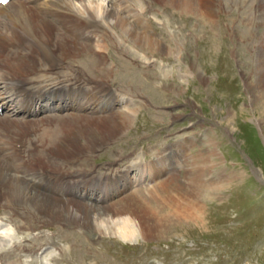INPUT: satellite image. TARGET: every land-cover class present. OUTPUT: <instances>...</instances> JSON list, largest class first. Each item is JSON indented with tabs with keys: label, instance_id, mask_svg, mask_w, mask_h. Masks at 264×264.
I'll return each instance as SVG.
<instances>
[{
	"label": "rangeland",
	"instance_id": "obj_1",
	"mask_svg": "<svg viewBox=\"0 0 264 264\" xmlns=\"http://www.w3.org/2000/svg\"><path fill=\"white\" fill-rule=\"evenodd\" d=\"M134 1L136 8H147L145 20L156 36L152 48H141L118 28L111 30L121 47L109 43L107 65H112L113 56L127 64L129 71L118 75L123 78H114L109 84L121 100L118 111L130 102L137 115L123 136L83 160L79 169L84 175L105 174L104 181L109 184L110 178L127 170V181L135 183L140 178L135 166L159 164L169 158L165 164H172L178 177L168 192L159 191L152 197L156 201L153 206L159 204L162 214L173 219L181 210L182 217L189 215L185 207L192 205L200 219L190 216L189 220L174 221L164 232L144 235L140 219L147 224L155 217L132 214L141 215L144 209L137 192L142 193L145 185L137 183L123 195L129 209L116 219L120 225L112 224V229L105 225L102 233L74 223L19 232L17 227H23L24 222L18 218L8 221L10 211L2 209L7 222L0 221V251H10L8 257L13 256L9 249L15 243L34 250L37 245L33 247L34 241L28 239L50 236L42 242L44 249L39 254L7 257L3 264H264L261 0H219L223 7L214 8V22L187 14L164 0ZM119 33L124 40L118 38ZM127 79L134 80L132 89L120 87ZM58 117L48 112L38 120L26 121L34 130H42L41 137L52 128L45 121ZM32 138L37 139L33 130ZM70 169L73 174L75 167ZM114 171L113 177L107 175ZM151 189L145 191L152 196ZM113 201L109 208L121 210L122 205ZM125 220L138 225L130 240L123 234L128 231L122 229ZM65 236L68 242L63 241Z\"/></svg>",
	"mask_w": 264,
	"mask_h": 264
},
{
	"label": "bare ground",
	"instance_id": "obj_2",
	"mask_svg": "<svg viewBox=\"0 0 264 264\" xmlns=\"http://www.w3.org/2000/svg\"><path fill=\"white\" fill-rule=\"evenodd\" d=\"M164 1L207 20L215 18V7H223V1L219 0ZM134 2L11 0L0 6V221L7 222L2 209L10 211L8 221L18 218L24 222L23 227L16 226L17 231L33 232L59 223H74L102 233L105 225L108 229L112 224L120 225L116 219L129 209L123 195L136 183L145 185V189H140L142 193L137 192L144 209L141 215L132 214L136 218H151V214L155 217V221L149 220L147 224L142 221L145 219H140L139 227L144 235L164 232L174 221L189 220L190 216L200 219L192 205L185 207L188 218L182 217L181 210L173 219L162 214L159 204L153 206L156 201L152 197L171 188L178 177L177 169L165 164L169 158L159 164L135 166L140 173L135 183L127 181V170L115 179L110 178L115 171L107 174L111 179L109 184L104 181L105 174L101 177L94 173L84 175L79 169L83 160L124 135L137 115L136 107L130 109L134 106L130 102L125 103V110L118 111L121 100L109 84L114 78H123L118 75L129 71L127 64L113 56L112 65H107L109 43L117 49L121 47L111 30L115 32L118 28L141 48H152L151 40L156 36L149 29L150 22L145 20L147 8L138 9ZM259 5L264 11V0ZM118 38L124 40L121 33ZM89 52L90 56H83ZM127 86L132 89L134 80L127 79L120 87L126 89ZM46 101L48 104L41 105ZM48 112H55L59 117L45 121L52 128L40 137L42 130H34L26 120H38ZM71 112L74 114H68ZM32 130L37 133V139L32 138ZM66 166H74V173L68 167L67 172H71L68 175L64 171ZM170 172H173L171 177ZM146 188H152V196L146 193ZM114 198L119 199L115 202ZM133 200L134 197L129 199ZM110 201L122 205V209L109 208ZM121 224L122 229L128 230L123 234L131 238L138 225L127 220ZM34 225H38V229ZM48 237L28 239L34 241L33 247L37 245L34 250L15 243L9 249L13 253L10 257L39 254L44 249L42 242ZM66 239L67 236L63 241L68 242ZM9 253L0 251V263Z\"/></svg>",
	"mask_w": 264,
	"mask_h": 264
}]
</instances>
